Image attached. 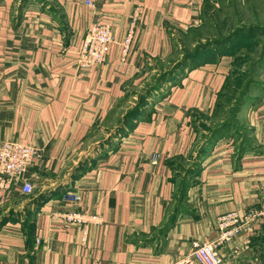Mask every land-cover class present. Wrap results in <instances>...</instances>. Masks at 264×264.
Masks as SVG:
<instances>
[{
  "label": "crops",
  "instance_id": "crops-1",
  "mask_svg": "<svg viewBox=\"0 0 264 264\" xmlns=\"http://www.w3.org/2000/svg\"><path fill=\"white\" fill-rule=\"evenodd\" d=\"M91 1L0 0V147L38 150L33 192L0 191V264H169L212 240L230 214L243 227L219 248L222 264H264V220L245 223L264 209V97L242 107L247 139L194 148V120L214 111L229 56L187 68L116 134L130 91L149 68L177 63L174 42L205 0ZM136 10L128 53L112 44L103 64L77 71L87 29L111 24L118 43ZM190 157L194 172L177 198V159ZM67 211L100 218L86 244L84 226L61 218Z\"/></svg>",
  "mask_w": 264,
  "mask_h": 264
},
{
  "label": "rangeland",
  "instance_id": "rangeland-1",
  "mask_svg": "<svg viewBox=\"0 0 264 264\" xmlns=\"http://www.w3.org/2000/svg\"><path fill=\"white\" fill-rule=\"evenodd\" d=\"M22 11H24L23 8L20 12ZM191 27L185 34H180L174 42L176 60H184L188 52L199 50L196 54L198 58L187 61L191 65L192 63L197 65L207 51L214 52L217 49L220 53L222 50L228 55L221 54V56H229L233 63L231 70L235 73V77L228 80L218 99L219 108L196 117L195 152L209 138L211 131L223 121H231L230 126L215 137V141L225 137H232V140L235 137L237 140L247 139V129L239 120L242 107L257 103L261 97H264V0H205L197 20ZM230 34H234L230 42L215 44L216 41ZM205 45L209 47L204 48ZM160 73H164L163 67L149 68L143 80H139L130 91L125 100L124 109L128 108V111H131L138 106L142 95L160 80L162 76ZM166 80L169 85L171 78L166 76ZM166 82V86L157 89L147 98L143 107L150 108L153 98L155 101L160 99L162 93H167L164 92L168 89ZM240 101H242L241 106H239ZM139 119L141 115L134 118L135 121ZM192 160L191 157L177 159L179 168L177 175L181 177L176 186L177 198L184 183V172L192 164Z\"/></svg>",
  "mask_w": 264,
  "mask_h": 264
},
{
  "label": "built area",
  "instance_id": "built-area-1",
  "mask_svg": "<svg viewBox=\"0 0 264 264\" xmlns=\"http://www.w3.org/2000/svg\"><path fill=\"white\" fill-rule=\"evenodd\" d=\"M86 5L92 6L91 0H86ZM139 18V10L133 14L132 22L124 39L117 43L115 30L111 24L96 23L91 25L85 34L81 49L77 54L74 66L77 71H85L103 64L106 61L109 48L112 44H119L125 54L128 53ZM38 150L35 146L19 141H5L0 147V191H9L19 186L23 194H31L33 185L27 178L28 169L32 161L37 157ZM69 202L77 203L80 197L69 193ZM67 223L81 224L84 233L82 244L87 242V228L89 224L100 223V218L94 215L83 214L76 211H67L61 215ZM264 220V209L252 210L245 217V223ZM238 216L230 214L219 218L218 233L212 240L193 243L191 252L181 256L169 264H222L219 248L232 243L234 237L240 233Z\"/></svg>",
  "mask_w": 264,
  "mask_h": 264
},
{
  "label": "trees",
  "instance_id": "trees-1",
  "mask_svg": "<svg viewBox=\"0 0 264 264\" xmlns=\"http://www.w3.org/2000/svg\"><path fill=\"white\" fill-rule=\"evenodd\" d=\"M192 27H189L188 30L186 32H188ZM186 32L182 33V34H185ZM234 34H230L229 36H226V37H223L222 39H220L219 41H216V45L217 44H223V43H228L230 42V39L233 37ZM197 42V41H196ZM197 44V43H196ZM210 45V44H209ZM209 45H205L204 48L206 47H209ZM212 46V45H211ZM197 51L199 50H196L194 52H188L185 56V59L184 60H179L177 61V63L172 67L170 68L168 71H164L163 74L160 73L161 78L160 80H158L156 83H154L143 95H142V99L140 101V103L138 104V106H136L134 109H132L131 111H128V113L124 116L123 118V125L119 127V131H117L116 134H118L121 129L125 126H128L130 124L133 123V120L136 116H138L139 114H141V109L143 108V106L145 105V101L147 100V98H149L151 95H153L155 93V91L157 89H160L162 88V86L165 85V82L167 81L166 80V76L167 78H171L170 82L172 80H175L176 76L179 75L180 73H182L186 68H191V69H194L196 68L197 66H199L200 64H203L205 63L206 61H217V59L219 58V56H221V54L223 55H228L227 53H224L222 50H220V53H219V50H215L214 52H209L207 51L206 52V55H204V57H202L201 61L196 65H194L192 63H189L187 62L189 59L191 58H198V55L196 56V54L198 53ZM231 65H233V63H231ZM235 77V73L231 70L225 84L223 85V87L221 88L219 94H218V97H217V101H216V104H215V108L214 110L218 109L219 108V105H218V99L220 98L221 94H222V91L225 87V85L227 84L228 80L231 78H234ZM167 84V82H166ZM242 105V101H240V104L239 106ZM237 112V111H235ZM235 114V113H234ZM196 120V119H195ZM195 120H194V123H195ZM230 123L231 121H223L221 125H219L218 127L214 128L212 131H211V134L209 136V138L206 140L207 141V144H209L210 142H212L213 140H215V137H217L222 131H224L226 128H228L230 126ZM195 125V124H194ZM122 127V128H121ZM196 131V130H195ZM205 148V147H204ZM204 148L201 149L200 151V154L203 153V150ZM201 156V155H199ZM194 172L193 168L192 169H188L185 171V176H189V175H192ZM190 183L189 180H186L184 179V183L181 187V196L184 195L185 193V190L188 186V184Z\"/></svg>",
  "mask_w": 264,
  "mask_h": 264
},
{
  "label": "water",
  "instance_id": "water-1",
  "mask_svg": "<svg viewBox=\"0 0 264 264\" xmlns=\"http://www.w3.org/2000/svg\"><path fill=\"white\" fill-rule=\"evenodd\" d=\"M112 134H114V133H112ZM112 136V135H111Z\"/></svg>",
  "mask_w": 264,
  "mask_h": 264
}]
</instances>
